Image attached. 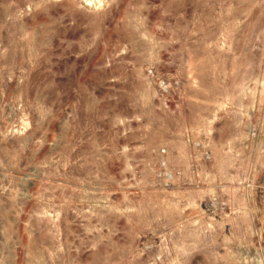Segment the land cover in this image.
<instances>
[{"label":"rangeland","instance_id":"374dc122","mask_svg":"<svg viewBox=\"0 0 264 264\" xmlns=\"http://www.w3.org/2000/svg\"><path fill=\"white\" fill-rule=\"evenodd\" d=\"M0 264H264V0H0Z\"/></svg>","mask_w":264,"mask_h":264}]
</instances>
